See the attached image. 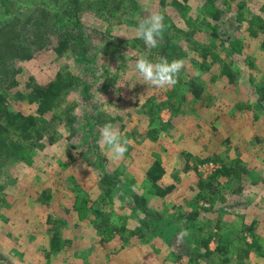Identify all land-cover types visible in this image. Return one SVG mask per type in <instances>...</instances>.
Listing matches in <instances>:
<instances>
[{
  "label": "rangeland",
  "instance_id": "rangeland-1",
  "mask_svg": "<svg viewBox=\"0 0 264 264\" xmlns=\"http://www.w3.org/2000/svg\"><path fill=\"white\" fill-rule=\"evenodd\" d=\"M114 1L121 4L120 10L113 5ZM171 1L167 0L166 5H162L160 0H80L86 7L80 12L71 6L69 0H0V22L27 17L35 9H47L54 16L52 21L62 31L82 30L86 35L93 32L95 37L92 38V43L96 47L99 38H102L101 34L113 42L120 39L133 42L136 38L141 41L136 35L138 23L156 12L164 15L165 23L170 18V29L177 27L182 33H188V37L182 33L177 34V45L182 49L185 65L174 87L158 88L146 84L135 69V62L140 56L153 55L155 52L146 44L143 46L137 41L139 47H135L128 45L126 41L119 43L121 48H117V56L122 65L114 60L105 64L102 54L94 57L91 52L90 56L94 57L95 63L91 64L90 70L85 74L91 79L95 89L94 92L92 90L93 97L89 102L106 112V115L119 114L125 124V130L121 133L130 142L128 154L125 153L118 161L111 159L105 146L99 144V148L109 158L111 170L126 167L125 176L135 180V190L148 198L152 208L165 214L166 223L174 215L200 208L199 219L187 229L189 234L183 238L186 249L191 244L195 251L202 250L200 240L213 236L210 249L216 255L211 259L214 264H223V257L216 250L220 235L233 259L229 264H242L236 257L237 248L243 241L241 232L248 244L257 242L246 264H264V110L256 106V91L252 87L260 84L264 75V50L259 44L262 35L258 34L261 39L249 35L253 26L251 22L254 20L252 15L264 18V0L217 1L216 5L228 23V27L223 29L224 34L229 39L240 36L245 41L243 54L235 55L234 61L229 57V41L225 45H219L217 49L221 60L231 62L233 70L239 76L235 84H229L226 78L219 76L221 69L218 67L211 72L202 73L195 65V60H199L195 45L206 40L209 34L206 32L207 23L212 21V15L203 9L204 0H188L184 4L187 16L179 15L170 5ZM244 9H247L246 16L241 18L240 23L238 14L243 13ZM134 22L135 24H131ZM191 31L195 32L193 36H190ZM160 43L163 44L164 41L159 40L158 44ZM17 67L21 73L18 76L19 86L11 91L13 94L18 90L25 92L32 77L44 84L54 79L61 70L75 74L82 72L75 58L67 55L60 57L52 48L40 52L32 61H19ZM108 73L116 76V81L102 89L104 75ZM194 76L205 84L206 95L210 96L205 106H197L196 111L189 103V94L185 102L181 96L184 81ZM171 93L180 97L175 99L174 96L173 106L161 109L155 122L148 125L149 119L144 112L151 106L156 109L160 102H168ZM68 100L76 105L74 113L81 121L83 114L80 111L85 108L80 92L71 91ZM181 103L187 116L173 113L172 109H176ZM11 106L26 114L34 112L33 107L20 101H12ZM171 120L172 125L165 129L164 125ZM120 125L117 123L116 127L119 128ZM153 127H163L155 141L146 137L147 130ZM58 131L62 137L54 144L45 145L44 150H31L28 147L29 154L23 153L22 161L8 164L3 173L5 191H0V251L10 264H46L40 223L45 221L47 214H62L64 206L74 203L76 193L70 191L74 182H81V187L89 192L91 202L97 201L100 195L96 171L74 149V145L78 144L77 139H70L63 126H58ZM155 154H159L167 170L162 184H175L176 187L166 200L153 198L143 183L146 167ZM235 160L241 161V165L247 170L243 184L233 181L237 188L242 187L241 193H234L235 186L232 187L226 178H221L218 190H205L214 200L205 201L198 197L202 191V179L207 180L224 166L229 167ZM209 162H213L216 169L206 175L208 170L201 165ZM46 185L60 192L50 208L42 207L35 201ZM102 209L116 213L135 229L136 219L130 208L124 207L120 201L109 203ZM65 216L69 221H77L75 212ZM95 219V214L89 212L79 222L77 230H68L72 243L65 248V256L56 259L53 264H188V254L180 260L174 256L179 248L177 239L169 245L160 237H150L147 234L146 241L135 236L126 241L116 236L112 241L101 242L102 236L95 227ZM252 226L255 227L254 231H247ZM129 234V231L125 233L126 236Z\"/></svg>",
  "mask_w": 264,
  "mask_h": 264
},
{
  "label": "trees",
  "instance_id": "trees-1",
  "mask_svg": "<svg viewBox=\"0 0 264 264\" xmlns=\"http://www.w3.org/2000/svg\"><path fill=\"white\" fill-rule=\"evenodd\" d=\"M69 1L71 6L77 11L83 12L86 9L79 2L80 0ZM187 1L172 0L170 5L176 9L179 15L183 16L184 14L187 16V8L184 5ZM217 1L204 0L205 5L203 9L210 16L212 15V21L207 23L208 30L206 32L209 34L206 40L195 45L197 46L199 56V60H195V65L202 73L211 72L213 68L218 67L221 69L219 76L226 78L229 84H235L239 80V76L233 70L231 62L221 60L217 49H219V45H225L229 41V57L234 61L236 59L235 55L243 54L245 41L240 36H234V38L229 39L224 34L225 30L223 29L228 27V23L223 16V12L217 7ZM160 2L162 5H166L167 0H160ZM113 5H115L117 10H120L121 4L114 1ZM246 12L247 9H244L243 13L240 12L238 14L240 17L238 21L240 23L242 22L241 18L243 19L246 16ZM252 16H254V20L251 22L253 26L249 30V35L252 38H260L258 34L262 35L259 44L264 50V18L259 15ZM52 19H54V16L49 10L35 9V12L27 17H15L10 21L0 22V191L3 193L5 191V184L2 178L7 165L22 161V154H29L28 147H31V150H35V148L44 150L47 144H54L58 138L62 137L58 131V126H63L68 131L70 139H77L78 144L74 145V149L96 171L100 195L97 201L91 202L89 198L90 194L81 187V182H74L72 189H70L73 194L76 193L74 203L64 206V213L66 214L56 212L54 213L55 216L53 214L45 216V221L41 222L39 227L42 226V230L40 231L44 237L43 245L45 248L43 254L46 264H53V261L62 259L65 256L67 250L65 248L72 243V239L67 234L68 230H77L80 225L79 222L87 217L89 212L95 214V227L102 236L101 242L112 241L116 239V236L126 241L131 236L146 241V235L148 234L151 235L150 237H160L161 240L170 245L171 242H175L182 229H189L192 224L196 223L200 217L201 210L200 208H196L192 212H182L174 215L171 220L167 219L168 223H166L167 217L165 214L161 213L160 210L152 208L149 205L148 198L143 193L133 190V181L135 180L125 176V166L115 170L110 169L109 158L99 148L100 131L106 122H111L115 126L117 123H120L119 130L123 132L125 124L122 122L123 118L119 114L106 115V112L91 105L89 100L93 97L92 90L94 92L95 85L85 74L86 71L90 70L91 64L95 63L94 57H99L100 54L103 55L105 64H109L113 60L119 63L118 58L120 57L117 56V48L120 47L119 43L126 41L128 45L135 47H139L138 43L145 46V43H142V40L140 41L137 38L133 42H129L126 39L113 42V40H107L106 36L101 34L103 39L99 38L96 47L92 43V38L95 37L93 32L91 35H86L81 32L82 30L78 32H64L58 28L57 23L53 22ZM168 20L170 21L169 17ZM168 20L165 23L167 27L162 39L164 43L158 44L152 50L155 51L154 54L147 56L153 62L157 61L160 57H167L169 61L182 59V49L177 45V34L182 32L177 27L170 29ZM131 24H135V22ZM182 34L186 37L189 35L188 33ZM194 34V31L190 32V36ZM50 48L54 49L60 57L67 55L75 58L82 68V72L80 73L82 75L68 70H61L57 72L54 79L44 84L39 83L32 77L26 85L25 92L18 90L13 94L11 91L19 86L18 76L21 73L20 68L17 67V63L19 61H32L37 54ZM91 52L94 55L93 58L90 56ZM119 64L122 65V63ZM106 71L108 72V69ZM103 80L102 89L108 88L109 85L116 81V76L113 77L108 73L104 75ZM184 85V90L181 93L183 101H186L187 94H189V103L195 111L197 106H205L206 100L210 96L206 95L205 84L200 78L194 76L189 80L186 79ZM252 87L256 91V106L264 110V75L261 83L255 84ZM73 90H78L82 96V105L85 110L80 111L83 114L81 121L80 117L74 113L76 105L68 100L69 94ZM174 96L175 99L180 97L171 93L169 94L168 102H160L159 107L156 109L155 106L147 108L144 114L149 119L148 125H152L155 122L159 117L161 109L173 106ZM12 101L26 103L28 106L33 107L34 112L26 114L21 110H16L11 106ZM172 110L174 114L182 113L184 116L188 115L187 111L183 109L182 103ZM170 124L172 125V120L167 122L164 128L167 129ZM161 128L163 127H153L147 130L146 137L149 136L151 140L155 141L160 134ZM136 141L139 142L138 139ZM126 153L128 154V152ZM241 164V161L235 160L229 167L227 165L224 166L207 180L200 177L202 179L200 185L202 191L198 197H201L205 201L214 200L212 196H208L209 194L205 190H209L210 192L218 190L221 187L219 184L221 178H226L227 182L232 184V187L235 186L233 188L234 193L240 194L242 187L238 186L240 188H237V185L233 184V181L243 184L244 179H246L247 170ZM166 174L167 170L161 157L159 154H155L153 160L146 167L143 181L144 187L153 198L166 200L174 192L176 188L175 184L166 186L162 184V180ZM58 196H60V192L57 189L46 185L38 193L35 201L42 207L50 208ZM116 201H120L124 207L130 208L132 216L136 219L135 229L130 226V222L125 219L122 220L116 213H109L107 210L104 211L102 209L103 206L106 207L109 203L115 204ZM73 212L77 215L76 222L67 220L68 217L65 216ZM113 217H115L116 223L112 222ZM163 222H165V225H162ZM254 229L255 227L252 226L247 231H254ZM128 231L130 234L126 236L125 233H128ZM240 236H242L243 241H241L242 244L237 248L236 257L240 263L246 264V261L251 258L253 246L257 242L254 241L253 244H248L241 232ZM212 237L200 240L203 248L199 251H195L191 247V244L186 249L185 240H183V243L176 240L179 248L174 253V256L177 260H180L185 254H188L190 257L188 264H214L211 257L216 254L214 255V252L210 249ZM218 237L219 242L216 250L222 255L223 264H229L233 259L229 256L228 248L222 243L221 236L219 235ZM0 264H10L1 251Z\"/></svg>",
  "mask_w": 264,
  "mask_h": 264
},
{
  "label": "clouds",
  "instance_id": "clouds-1",
  "mask_svg": "<svg viewBox=\"0 0 264 264\" xmlns=\"http://www.w3.org/2000/svg\"><path fill=\"white\" fill-rule=\"evenodd\" d=\"M164 15L152 13L141 20L136 27V35L142 39L147 46L157 47L158 41L163 39L166 31ZM183 59L168 60L167 57H160L153 62L147 56H140L135 62V69L143 78L146 84L158 88L174 87L179 80V74L184 68ZM99 143L105 146L111 154V159L120 160L128 150L129 140L122 135L119 128L111 122H106L100 131ZM135 190V186H133ZM116 223L115 217L112 219ZM187 229H182L177 240L182 241L188 235Z\"/></svg>",
  "mask_w": 264,
  "mask_h": 264
},
{
  "label": "built area",
  "instance_id": "built-area-1",
  "mask_svg": "<svg viewBox=\"0 0 264 264\" xmlns=\"http://www.w3.org/2000/svg\"><path fill=\"white\" fill-rule=\"evenodd\" d=\"M203 169L208 170V172H206L205 174L207 175L208 173H212L213 171H215V164L213 162H209V163H203L202 165ZM207 176H205L206 178Z\"/></svg>",
  "mask_w": 264,
  "mask_h": 264
}]
</instances>
